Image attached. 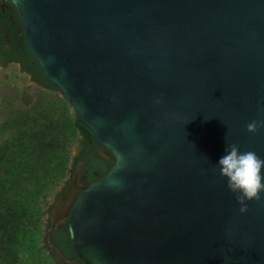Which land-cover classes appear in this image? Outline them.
Instances as JSON below:
<instances>
[{"label":"water","instance_id":"95a60500","mask_svg":"<svg viewBox=\"0 0 264 264\" xmlns=\"http://www.w3.org/2000/svg\"><path fill=\"white\" fill-rule=\"evenodd\" d=\"M27 49L114 164L61 192V264H264V193L241 213L217 163L264 158V0H11ZM160 102L157 103L156 101ZM60 220L78 263L49 241Z\"/></svg>","mask_w":264,"mask_h":264},{"label":"trees","instance_id":"16d2710c","mask_svg":"<svg viewBox=\"0 0 264 264\" xmlns=\"http://www.w3.org/2000/svg\"><path fill=\"white\" fill-rule=\"evenodd\" d=\"M40 75L33 72L29 96H22L15 72L0 82V264H61L44 244L52 206L47 200L60 194L58 186L74 172L77 143L83 160L90 145V131ZM84 168L91 174L92 166ZM49 241L66 258L74 255L67 225L58 224Z\"/></svg>","mask_w":264,"mask_h":264},{"label":"flooded vegetation","instance_id":"af4514ba","mask_svg":"<svg viewBox=\"0 0 264 264\" xmlns=\"http://www.w3.org/2000/svg\"><path fill=\"white\" fill-rule=\"evenodd\" d=\"M17 70L21 74L26 75L31 82H35L33 72H36V74L37 72L40 73L37 64L33 61L27 49L25 43V30L16 6L11 0H0V73H5V75H7L9 72ZM88 139L90 140V145L86 147L88 154L84 156L85 160L82 159L83 157L79 158L82 156V146L80 142L77 143L78 146L72 151L73 156L77 158L75 170L81 164L77 179V183L81 186H87L97 181L100 179L98 178L99 175L105 170L106 174L114 164V158L110 152L97 145L92 136H88ZM86 166H92L91 174H89L87 168H84ZM74 172L67 176L68 180L61 186V192L72 184ZM57 197L58 196L53 198L51 202L52 206L48 210V217L50 211L54 207ZM58 224L67 225V220H60ZM71 260L77 263L80 261L75 253Z\"/></svg>","mask_w":264,"mask_h":264},{"label":"clouds","instance_id":"9594fccd","mask_svg":"<svg viewBox=\"0 0 264 264\" xmlns=\"http://www.w3.org/2000/svg\"><path fill=\"white\" fill-rule=\"evenodd\" d=\"M246 128L249 133H255L264 128V120H253ZM225 153L217 167L220 176L227 179L229 190L236 194L239 211L245 213L249 207L247 201L260 200L264 193V158L252 150L241 151L236 143L228 145Z\"/></svg>","mask_w":264,"mask_h":264},{"label":"rangeland","instance_id":"374dc122","mask_svg":"<svg viewBox=\"0 0 264 264\" xmlns=\"http://www.w3.org/2000/svg\"><path fill=\"white\" fill-rule=\"evenodd\" d=\"M16 73L17 75V80L19 82V85L22 87V96H29L31 94V92H33V89H34V86H35V82H31L30 79L24 75V74H21L18 70L17 71H13ZM5 76V73H0V82L2 81V78ZM1 88V87H0ZM35 91V89H34ZM63 185V183H61L59 186H58V189L61 188V186ZM53 200V195L48 197V200H47V205L51 204Z\"/></svg>","mask_w":264,"mask_h":264}]
</instances>
